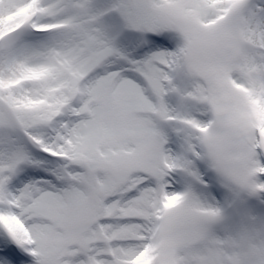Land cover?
Here are the masks:
<instances>
[{"label":"snow or ice","instance_id":"snow-or-ice-1","mask_svg":"<svg viewBox=\"0 0 264 264\" xmlns=\"http://www.w3.org/2000/svg\"><path fill=\"white\" fill-rule=\"evenodd\" d=\"M0 264H264V0H0Z\"/></svg>","mask_w":264,"mask_h":264}]
</instances>
